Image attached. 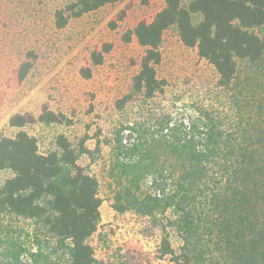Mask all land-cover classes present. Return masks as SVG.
I'll return each mask as SVG.
<instances>
[{
  "label": "trees",
  "instance_id": "16d2710c",
  "mask_svg": "<svg viewBox=\"0 0 264 264\" xmlns=\"http://www.w3.org/2000/svg\"><path fill=\"white\" fill-rule=\"evenodd\" d=\"M119 1H74L57 11V27ZM163 1L152 22L127 33L144 49L135 93L148 100L164 91L157 66L164 33L175 27L217 70L223 111L169 118L153 130L127 126L114 170L128 184L119 183L114 207L163 222L158 251L176 264H264V0ZM111 49L93 52V64L102 65ZM30 69L23 65L20 80ZM82 73L91 77V69ZM131 100L129 94L119 107ZM58 121L48 109L39 116L41 123ZM26 124L24 116L11 119L12 126ZM56 145L59 151L44 155L25 131L0 139V171L14 173L0 184V264L96 262L89 239L101 222L99 182L65 136Z\"/></svg>",
  "mask_w": 264,
  "mask_h": 264
},
{
  "label": "rangeland",
  "instance_id": "374dc122",
  "mask_svg": "<svg viewBox=\"0 0 264 264\" xmlns=\"http://www.w3.org/2000/svg\"><path fill=\"white\" fill-rule=\"evenodd\" d=\"M74 1L0 0V139L25 131L44 155L59 151L60 135L69 140L80 166L99 182L101 222L89 239L95 264H176L158 251L163 222L157 225L151 217L120 213L114 207L119 183L128 184L115 177L117 139L128 134L127 126L153 130L169 118L196 116L201 110L221 114L225 94L218 86L219 74L197 48L184 45L172 27L164 33L157 66L166 86L145 99L134 91L144 49L135 37L126 38L140 22H152L164 1L121 0L71 19L59 29L57 11ZM105 44L112 49L103 64L95 66L92 53ZM27 62L31 69L20 80ZM87 69H91L88 79L82 73ZM129 94L132 100L120 108ZM44 109L58 114L59 121L39 122ZM16 116L26 117L27 124L12 126ZM13 176L11 170L0 171V184ZM167 231L172 246L179 249L181 239L171 227Z\"/></svg>",
  "mask_w": 264,
  "mask_h": 264
}]
</instances>
